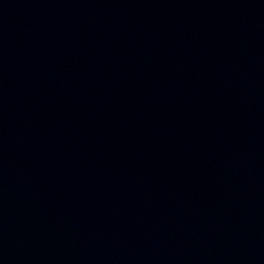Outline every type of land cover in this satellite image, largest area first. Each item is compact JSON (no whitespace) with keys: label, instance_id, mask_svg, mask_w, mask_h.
Wrapping results in <instances>:
<instances>
[{"label":"water","instance_id":"1","mask_svg":"<svg viewBox=\"0 0 264 264\" xmlns=\"http://www.w3.org/2000/svg\"><path fill=\"white\" fill-rule=\"evenodd\" d=\"M0 264H264V0H0Z\"/></svg>","mask_w":264,"mask_h":264}]
</instances>
